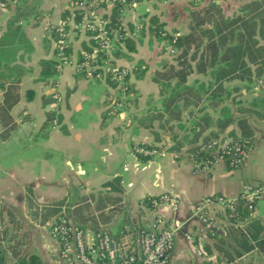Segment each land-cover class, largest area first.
Segmentation results:
<instances>
[{"label": "crops", "instance_id": "1", "mask_svg": "<svg viewBox=\"0 0 264 264\" xmlns=\"http://www.w3.org/2000/svg\"><path fill=\"white\" fill-rule=\"evenodd\" d=\"M211 1L220 3L225 15L238 12L243 3L195 0L194 5L191 0H144L122 8L120 21L135 47L131 51L122 47V54L114 56L119 65L131 68L128 79L135 100H129L117 115L105 112L106 95L112 88L103 80L85 78L75 68L81 42L87 40L81 30L69 38L68 63L54 76L40 74V59L52 55L51 28L62 20L65 9L71 14L70 0H20L17 5L0 8V74L20 78V98L10 110L17 125L8 138L0 139V230L9 233L8 239L13 241L0 248V253L12 255V264L32 254L39 264H62L48 222L39 225L26 214V185L38 201L64 198L62 212L82 226L71 215L75 202L100 190L101 184L115 175L121 177V200L105 207L110 219L97 227H104L117 240L131 237L134 227L150 224L158 216L165 226L170 219L177 223L166 264H264V251L258 246L232 259L226 256L241 250L240 242L242 237L249 238L248 222L252 219L262 224L260 236L264 239V201L257 202L251 215L239 220L214 205L207 207L205 217L193 214L194 205L205 195L236 198L246 183L264 186V115L236 111L237 116L246 117L253 130L251 146L239 166L230 168L217 160L208 170L199 171L193 169L186 138L194 117L203 110L193 115L183 111L181 119L163 132L154 128V122L151 127L138 122L149 107L150 97L160 108L154 73L163 60L170 59L159 51L165 47V39L148 32L149 16L156 15L167 32L185 33L189 10H200ZM232 5L235 11L230 9ZM257 91L254 99L262 95L258 87ZM138 143L154 144L159 153L142 160L132 150ZM162 193L177 197L178 206L161 203L153 207L143 200L146 195ZM82 227L88 235L94 229L89 223ZM13 243L18 244L15 250Z\"/></svg>", "mask_w": 264, "mask_h": 264}, {"label": "trees", "instance_id": "2", "mask_svg": "<svg viewBox=\"0 0 264 264\" xmlns=\"http://www.w3.org/2000/svg\"><path fill=\"white\" fill-rule=\"evenodd\" d=\"M81 0H70L71 14L75 21H79V8L76 6ZM194 4V0H191ZM16 5L20 0L14 2ZM11 3H7L9 6ZM195 5V4H194ZM123 6L121 3H114L103 13L107 19V25L115 29L119 34V41L114 43L113 54H122V47L131 51L135 45L133 40L126 35L124 27L120 21V12ZM70 13L69 8L62 12V19ZM69 14V15H71ZM188 30L185 33L167 32L156 15L148 18V32L156 37L165 39L166 44L175 52L170 59H165L161 63L159 70L154 73V80L157 83L160 99L158 111L138 118L140 125L151 127L154 119L159 120L160 127L166 126L171 129L174 121L181 119L182 112L186 109L188 114L193 115L194 111H202L205 106H209L218 113L212 116L209 112H202L195 116L190 125L191 137L187 138L190 155L197 158H211V155L202 150V146L220 134L225 133L237 142L250 140L253 130L245 116H234L229 105L224 103L230 96L231 91L238 90L242 85L249 87L252 84L258 85L262 95L253 99L250 104L239 106L238 113L254 112L258 116L264 115V0H243L238 12L225 15L221 4L214 1L204 5L200 10L191 8L189 10ZM86 31V35H90ZM56 38L52 32L53 42ZM98 42L92 37L81 42V50L91 51ZM65 52L69 56L70 45L65 47ZM55 49L53 45L52 55L49 58H42L39 61L40 74L42 77L54 76ZM81 52L78 54V60ZM139 64V63H138ZM207 75L208 80L188 83L187 77L191 73ZM83 75V72H80ZM234 84H226L232 81ZM20 78H8L0 74V139L5 140L16 127L10 110L20 98ZM106 83L110 87L115 86V82L110 79V74H106ZM128 90L131 97L126 101L135 100L132 83L129 82ZM109 94V93H108ZM107 96V95H106ZM204 103V105H201ZM105 104L108 101L105 100ZM108 114V108L105 110ZM156 133V132H155ZM187 136V135H186ZM179 143L178 140H176ZM147 147H156L154 144L139 143ZM176 146H172L175 148ZM142 160H146L148 155H139ZM231 168V167H230ZM122 192L121 177L112 176L101 184V189L97 192L82 195L74 204L71 215L80 224L89 223L97 227L100 222H107L110 213L104 211L109 205L118 204L121 200ZM160 195H146L147 205L158 199ZM239 218L247 214L246 202L240 197L234 199ZM64 198L41 202L35 199L32 188L25 186L24 206L28 217L39 225H44L48 221L63 214L62 207ZM233 218V217H232ZM2 211L0 207V225L2 224ZM248 237L240 242L241 250H235L232 254L227 253L228 259L238 256L242 251H248L254 246L264 251V239L260 236L263 229L262 224L252 219L249 222ZM82 225V226H83ZM249 239V240H247ZM13 256L0 253V264H12ZM16 264H39L36 255L32 254L28 258H20Z\"/></svg>", "mask_w": 264, "mask_h": 264}, {"label": "built area", "instance_id": "3", "mask_svg": "<svg viewBox=\"0 0 264 264\" xmlns=\"http://www.w3.org/2000/svg\"><path fill=\"white\" fill-rule=\"evenodd\" d=\"M15 1L0 0V6L6 7L7 3H14ZM141 1L81 0L76 5L80 9L79 21H75L71 14L51 28V31L56 35L54 55L57 72L69 61L65 47L70 42L71 34L81 30L86 35V31H89L91 34L86 35V37L90 36L98 42V45L94 46L91 51H80L81 58L77 59L75 68L77 71L83 72L85 78L105 82L106 74H110V79L116 83L112 88L117 90L118 93L117 96L116 94L112 95V93L107 95L108 114H115L116 109L127 100L125 95L128 92V78L131 68L119 65L116 62L113 54L114 43L119 41L120 37L115 29L108 27L107 19L100 10L107 9L110 5L118 2L123 7H133ZM124 30L127 34L128 30ZM54 96L57 98L58 94L54 93ZM249 142L250 140L237 142L222 133L217 138L209 140L201 148L211 155V158H197L190 155L193 169L195 171L208 170L217 160H221L229 167L235 168L245 160L250 148ZM132 150L139 155L154 156L159 153L158 148L147 147L139 143L135 144ZM238 197L245 200L247 214L251 215L256 203L264 201V186L246 183L243 192ZM234 199L221 194L205 195L194 205L193 214L205 217L207 207L214 205L224 210L228 216L239 220ZM161 203L176 208L178 199L174 195L162 193L158 199L152 201L151 206L154 207ZM159 222H161V219L155 216L151 219L150 224L134 227L131 231V237L117 240L102 226L94 227L91 235H88L86 229L71 221L63 213L48 221V231L58 245V257L62 264H166L167 254L173 243L174 226L177 223L175 220L170 219L166 226L161 222L162 227L158 229ZM207 226H209L208 221Z\"/></svg>", "mask_w": 264, "mask_h": 264}, {"label": "rangeland", "instance_id": "4", "mask_svg": "<svg viewBox=\"0 0 264 264\" xmlns=\"http://www.w3.org/2000/svg\"><path fill=\"white\" fill-rule=\"evenodd\" d=\"M142 1H144V0H142ZM141 2H138L137 5L139 3H141ZM235 7H236L235 5H232L230 7V9H232L233 11H235V9H236ZM0 8H5V7H1L0 6ZM139 9L142 10L143 9V6L142 5L139 6ZM159 51L165 53L170 58H171V56L173 54H175L174 53L175 51L174 50L172 51V48L170 46H168L167 44L165 45V47L162 46L161 50H159ZM193 76H194V74L193 75L191 74V75H189L187 77L188 83H195L197 81H204V82H206L208 80V76L207 75H204V76L203 75H197V77H193ZM236 82H238V81L234 80V81L229 82V83H226V84H229L230 85V84H234ZM257 87H259V86L258 85H254V84H252L249 87H246V86L242 85L241 87H239L238 90L231 91L230 96H233V99L227 98V99L224 100V103H226V104L229 105V107H230L233 115H235V116L238 115L236 113V109L239 106L246 105V104H250L251 101H253L254 97L257 96L258 93H259L257 91ZM111 90H112L111 91L112 95H115L116 94V96H117L118 91L115 90L114 88H112ZM126 93L127 94L125 95V97L127 96V98L129 99L131 97V93L129 92V90ZM260 93L262 94V91ZM128 102H131V101H124L123 105L116 109V113L115 114H111V113H109V114L110 115H117L122 109H124L125 104H127ZM148 103H149L148 104L149 107L147 108V110H145V112H143V114L141 115L142 117L143 116L151 115V114H153V113H155V112L158 111L159 102H155L154 101V97H150V101H148ZM202 104H204V103H202ZM106 108H108V105H107ZM216 110H212L209 106H205L202 112L206 111V112H209V114H211L212 116H216L217 113H218ZM184 111H185V113H188V111L186 109ZM202 112H200V114ZM152 122H154V128H156V130H158V128L160 129V132H163V131L166 130V126H164V127L162 126L161 128L158 127L159 126V120L158 119H154ZM188 136L191 137V135H188ZM8 235H9V233L6 234L5 232L2 231V229L0 230V248L1 249L2 248H6L7 246H10L12 244V242H13L12 241V238L8 239L10 237ZM11 247H13L12 249L15 250L16 248H18V244H14Z\"/></svg>", "mask_w": 264, "mask_h": 264}]
</instances>
